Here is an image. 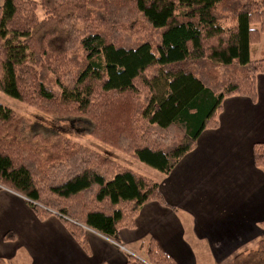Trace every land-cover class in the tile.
<instances>
[{
  "label": "trees",
  "instance_id": "1",
  "mask_svg": "<svg viewBox=\"0 0 264 264\" xmlns=\"http://www.w3.org/2000/svg\"><path fill=\"white\" fill-rule=\"evenodd\" d=\"M264 74V0H4L0 90L46 114L92 120L98 140L169 174L219 126L226 98L256 101ZM0 102V189L39 219L57 215L88 248L87 230L119 242L141 208L168 205L157 177L66 135L21 136ZM264 170V142L253 145ZM6 240L14 239L8 231ZM227 264H264V237ZM0 264H11L0 257ZM126 264H179L151 237Z\"/></svg>",
  "mask_w": 264,
  "mask_h": 264
},
{
  "label": "crops",
  "instance_id": "2",
  "mask_svg": "<svg viewBox=\"0 0 264 264\" xmlns=\"http://www.w3.org/2000/svg\"><path fill=\"white\" fill-rule=\"evenodd\" d=\"M257 87L256 101L226 98L219 126L203 131L169 174L154 175L168 205L145 204L118 243L88 229L85 249L57 215L39 219L23 196L0 189V257L11 264H126L153 237L179 264L228 263L264 237V170L253 155L254 143L264 142V74ZM8 231L14 239H5Z\"/></svg>",
  "mask_w": 264,
  "mask_h": 264
},
{
  "label": "rangeland",
  "instance_id": "3",
  "mask_svg": "<svg viewBox=\"0 0 264 264\" xmlns=\"http://www.w3.org/2000/svg\"><path fill=\"white\" fill-rule=\"evenodd\" d=\"M3 2L4 0H0V6ZM0 102L22 114L23 118L20 122L19 130L21 136L28 141H32V137L36 133L42 134L50 141H56L62 135H66L142 173L161 175L157 170L141 162L139 159L133 158L122 150L95 138L92 134L93 122L87 117L67 114H46L2 90H0ZM256 242L249 245V251L255 250Z\"/></svg>",
  "mask_w": 264,
  "mask_h": 264
}]
</instances>
